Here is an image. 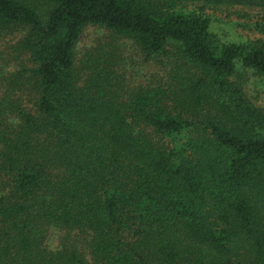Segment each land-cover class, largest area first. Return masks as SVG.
<instances>
[{
  "label": "trees",
  "instance_id": "1",
  "mask_svg": "<svg viewBox=\"0 0 264 264\" xmlns=\"http://www.w3.org/2000/svg\"><path fill=\"white\" fill-rule=\"evenodd\" d=\"M247 76L264 0H0V264H264Z\"/></svg>",
  "mask_w": 264,
  "mask_h": 264
},
{
  "label": "rangeland",
  "instance_id": "2",
  "mask_svg": "<svg viewBox=\"0 0 264 264\" xmlns=\"http://www.w3.org/2000/svg\"><path fill=\"white\" fill-rule=\"evenodd\" d=\"M222 26V23L217 25V27ZM220 34L224 35L221 32ZM109 36L110 35L102 29L96 27H87L82 32V35L79 39V43L77 45V52L83 53L85 49L91 46L92 44H96L97 42H103ZM228 38L231 37L229 36ZM124 45L125 47L120 45V50L121 52H123V57L127 58V62L130 63V67H134L136 66V64L140 65L141 59L138 57L136 51L131 47L128 42H125ZM154 69L158 70V67L154 66ZM244 92L249 97L254 98L256 102L264 109V80L255 76H247L246 81L244 83Z\"/></svg>",
  "mask_w": 264,
  "mask_h": 264
}]
</instances>
